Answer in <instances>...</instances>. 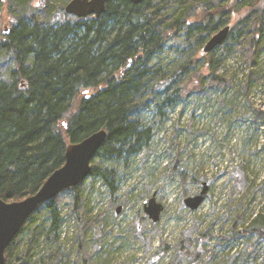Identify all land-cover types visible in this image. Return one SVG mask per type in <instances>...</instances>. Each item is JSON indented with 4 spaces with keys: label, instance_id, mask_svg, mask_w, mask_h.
I'll list each match as a JSON object with an SVG mask.
<instances>
[{
    "label": "trees",
    "instance_id": "16d2710c",
    "mask_svg": "<svg viewBox=\"0 0 264 264\" xmlns=\"http://www.w3.org/2000/svg\"><path fill=\"white\" fill-rule=\"evenodd\" d=\"M170 1L143 0L134 5L112 0L99 18L64 19L51 26L33 13L23 15L24 7L0 0L13 14L12 27L6 32L0 29L1 199L19 202L35 195L65 165L70 144L101 130L107 131V140L92 163L136 156L153 138L152 128L143 123L146 113L156 112L164 123L189 100L201 101L231 86L216 74L220 63L214 58L219 50L225 48L229 55L239 51L249 70L240 90L250 95L260 80L257 68L264 56V0H194L183 5L173 21L167 20L168 14L164 16ZM227 15L236 18L235 25L226 42L205 56L204 65L195 58L172 71L160 65L166 44L178 29L187 28L188 35L199 32L196 46L201 48L209 35L229 25ZM193 16L196 22H190ZM219 104L225 107L224 100ZM254 112L257 118L264 117V111ZM88 179L108 183L115 191L114 177L107 169L92 165ZM67 193L78 213L84 204L83 185L62 194ZM42 210L52 219V231H59L62 220L57 198L42 205L24 228ZM76 222L82 223L78 238L84 249L88 224L80 213ZM254 232L264 239V214H258L241 235ZM208 237L209 231L199 236L191 264L202 261L204 254L198 248ZM14 243L7 249L6 264H29L31 246L19 256Z\"/></svg>",
    "mask_w": 264,
    "mask_h": 264
},
{
    "label": "rangeland",
    "instance_id": "374dc122",
    "mask_svg": "<svg viewBox=\"0 0 264 264\" xmlns=\"http://www.w3.org/2000/svg\"><path fill=\"white\" fill-rule=\"evenodd\" d=\"M71 1L29 0L26 6L24 1L10 0L24 7L23 15L33 13L51 26L78 19L65 12ZM192 1H170L164 16L168 14L167 20L173 21L183 5ZM6 2L0 4V29L5 32L13 18ZM226 17V23L234 26L236 18ZM189 20L196 22L195 16ZM188 34L185 27L173 34L160 65L172 71L191 58L205 64L202 50L215 33L201 48L196 46L199 32ZM215 56V63H220L216 74L231 86L201 101L189 100L164 123L149 111L143 121L152 128L149 146L127 160L92 163L113 175L115 191L109 186L112 178L110 184L92 179L82 184L84 206L78 213L88 224L84 249L78 238L82 223L76 222L74 201L68 193H61L57 197L60 230L52 231V219L42 210L14 241L15 253L23 256L31 246L29 264H191L199 236L209 231V237L199 244L204 254L199 264H264V239L256 232L241 235L258 214H264V117L257 118L254 112L264 111V56L257 68L260 80L248 97L240 90L249 70L239 51L229 55L224 48ZM220 99L225 101L224 108H220ZM205 183L209 187L205 202L190 210L185 200L199 195ZM154 195L164 206L158 223L145 213Z\"/></svg>",
    "mask_w": 264,
    "mask_h": 264
},
{
    "label": "water",
    "instance_id": "95a60500",
    "mask_svg": "<svg viewBox=\"0 0 264 264\" xmlns=\"http://www.w3.org/2000/svg\"><path fill=\"white\" fill-rule=\"evenodd\" d=\"M112 0H73L65 8L67 15L78 19L99 18L106 12L107 4ZM140 5L143 0H128ZM227 25L213 35L205 44L202 54L207 55L222 46L231 30ZM106 130L98 131L80 143L70 144L66 149L65 165L55 171L33 196L19 202H6L0 198V264H6V252L19 236L27 221L45 203L56 199L66 190L82 185L92 173V162L107 140ZM209 187L205 183L201 193L185 200V205L192 211L205 202ZM164 206L157 202L154 195L145 205V213L153 223H158ZM120 210H118V213Z\"/></svg>",
    "mask_w": 264,
    "mask_h": 264
}]
</instances>
